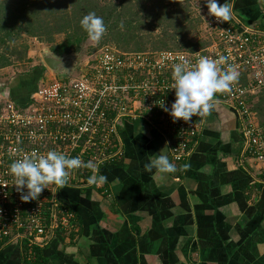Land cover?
<instances>
[{
  "label": "crops",
  "instance_id": "obj_1",
  "mask_svg": "<svg viewBox=\"0 0 264 264\" xmlns=\"http://www.w3.org/2000/svg\"><path fill=\"white\" fill-rule=\"evenodd\" d=\"M233 13L264 29V0H233ZM214 105L191 154L179 162L170 156L167 132L121 121V154L101 170L108 193L57 191L76 225L42 249L46 264H264V164L242 154L236 111ZM253 112L264 129V110ZM158 154L177 170L145 171ZM20 263L18 247L0 249V264Z\"/></svg>",
  "mask_w": 264,
  "mask_h": 264
},
{
  "label": "built area",
  "instance_id": "obj_2",
  "mask_svg": "<svg viewBox=\"0 0 264 264\" xmlns=\"http://www.w3.org/2000/svg\"><path fill=\"white\" fill-rule=\"evenodd\" d=\"M232 6L233 18L219 22L208 15L204 0H190L210 30L211 43L194 52L159 50L127 52L104 45L92 52L76 75H44L24 103L0 100V249L15 245L21 251L20 264H46L41 250L56 235L69 234L74 215L58 209L55 185L39 198L27 202L15 190L10 164L24 154L44 155L49 150L102 166L121 154L118 126L124 119L148 123L157 132L168 133L173 161L191 154L204 116L189 121L173 120L160 103L170 108L174 101L172 66L185 57L195 64L200 57L218 59L239 73L231 90L217 93L213 103L230 105L238 114L242 154L264 164V129L255 119L252 103L264 95V29L243 24L233 13V0H218ZM51 73V72H50ZM92 174L86 167L70 171L67 186H88ZM104 194L107 188L101 189Z\"/></svg>",
  "mask_w": 264,
  "mask_h": 264
},
{
  "label": "trees",
  "instance_id": "obj_3",
  "mask_svg": "<svg viewBox=\"0 0 264 264\" xmlns=\"http://www.w3.org/2000/svg\"><path fill=\"white\" fill-rule=\"evenodd\" d=\"M90 12L102 17L106 25L99 46L111 45L127 52H194L212 41V35L203 34L201 25L204 24L190 0H0V68L11 64L13 57L16 61L26 59L28 45L24 38L49 43L50 51L58 56L76 53L88 38L80 19ZM57 34L63 36L58 43L54 40ZM39 74L41 71L31 79L39 78ZM14 93L17 99L23 94L19 103L26 102L29 96L24 90ZM257 102L253 101L252 110L260 115L264 110V95H260ZM103 167L99 171L101 175ZM103 188H107L105 182L98 192L104 194ZM57 206L58 209L65 207ZM73 215L74 227L76 215ZM42 260L46 262L43 257Z\"/></svg>",
  "mask_w": 264,
  "mask_h": 264
},
{
  "label": "clouds",
  "instance_id": "obj_4",
  "mask_svg": "<svg viewBox=\"0 0 264 264\" xmlns=\"http://www.w3.org/2000/svg\"><path fill=\"white\" fill-rule=\"evenodd\" d=\"M208 15L219 22H228L232 16V6L218 0H204ZM80 26L87 33L93 46L99 43L106 32V25L102 17L90 12L80 19ZM226 57L218 59L200 57L195 64H191L185 57H180L179 62L172 66L174 101L170 108L160 106L169 112L173 120L182 119L189 121L193 116H204L214 108V97L217 93L230 91L232 84L238 80L239 73L231 65L226 70H221L219 65L226 61ZM60 65L55 68L59 70ZM86 167L92 174L87 178L88 185L99 186L106 181V177L99 174L98 163L84 162L79 156H69L55 150H49L44 155L36 153L24 154L15 159L9 166L13 176L15 190L20 193L22 201L36 200L49 185L63 188L68 184L70 171ZM145 171L153 169L161 173H174L177 168L166 154H158L155 159H150L144 165Z\"/></svg>",
  "mask_w": 264,
  "mask_h": 264
},
{
  "label": "rangeland",
  "instance_id": "obj_5",
  "mask_svg": "<svg viewBox=\"0 0 264 264\" xmlns=\"http://www.w3.org/2000/svg\"><path fill=\"white\" fill-rule=\"evenodd\" d=\"M100 1L107 2L111 0ZM145 30H147V27H145ZM201 30L203 34L210 33L209 28H207L205 24L201 25ZM153 31L156 32L157 30ZM194 38L195 36L192 35L191 39ZM62 39L63 36L61 34H57L54 36V40L56 43L62 41ZM24 41H26L28 45L26 59H24L23 61H16L13 57L11 64L0 68V100L9 99V101L19 102L18 100L22 99L23 94H21L20 98L17 99L15 97L16 93L14 92L24 90L27 94L30 95L36 89L38 81L41 77H43L44 75L52 76L53 74H55L43 62L44 51L50 49L49 43L40 42L38 41V39L34 38H24ZM100 47L102 46H99V43L93 46L92 42L88 38L84 40L82 46L76 52L74 64H72L70 57L59 64V70L62 72V75L58 76H66L68 74L76 75L77 72L81 71L80 67H82L83 64H86L91 58L90 56L92 52L99 50ZM72 67H74V69H72ZM39 71H41V74H39L40 77L38 78L37 76L38 79L35 78L33 81L31 78H33V76H35V73ZM22 86L24 87V89H22Z\"/></svg>",
  "mask_w": 264,
  "mask_h": 264
},
{
  "label": "water",
  "instance_id": "obj_6",
  "mask_svg": "<svg viewBox=\"0 0 264 264\" xmlns=\"http://www.w3.org/2000/svg\"><path fill=\"white\" fill-rule=\"evenodd\" d=\"M75 56H76V53H73V52L58 56V55H55L53 52H51L50 49H48V50H45L43 53V62L52 72H54L57 75H62V72L60 70H57V68H55L56 65L57 64L59 65L62 61H64L68 57L71 58L72 64H74ZM72 69H74V67H72ZM69 75L70 74L66 76H69Z\"/></svg>",
  "mask_w": 264,
  "mask_h": 264
}]
</instances>
